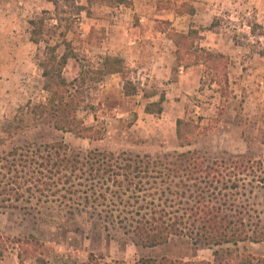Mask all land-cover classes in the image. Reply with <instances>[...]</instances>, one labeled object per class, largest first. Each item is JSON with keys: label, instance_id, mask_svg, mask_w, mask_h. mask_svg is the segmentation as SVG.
I'll return each mask as SVG.
<instances>
[{"label": "rangeland", "instance_id": "374dc122", "mask_svg": "<svg viewBox=\"0 0 264 264\" xmlns=\"http://www.w3.org/2000/svg\"><path fill=\"white\" fill-rule=\"evenodd\" d=\"M73 1L84 10L75 14L63 7L55 20L47 0H0V152L28 142L55 140L80 153L96 149L153 156L194 149L207 161L247 154L260 161L264 173V142L260 140L264 129V57L258 53L264 46V0H230L233 15L210 22L211 29L220 35L204 34L198 42L211 51L219 48L228 56V87L222 95L201 65L187 67L190 73L183 80L178 76L185 68L176 64L169 74L148 79L124 63L120 74L97 79L91 71L105 56L100 48L109 35L106 23L117 14V24L125 25L121 18L127 16L120 18L118 14H123L120 10L131 1ZM183 7L187 5L181 4ZM37 18L42 19V38L56 45V54L67 47L74 56L62 66L64 78L71 81L82 71L83 81H75L79 84L75 116L86 129L60 131L52 127L49 115L34 120L25 114L19 128L2 131L7 124L15 125L19 106L45 102L47 97L37 66L44 57V43L29 40L28 20ZM159 27L167 37L172 31L167 24ZM227 39L228 45L224 42ZM125 80L137 86L135 94H123ZM159 95L163 96L161 112L145 113L144 104ZM177 119L191 122L181 127L180 138L175 132ZM244 177L235 202L247 210L244 220L255 241L200 245L184 235H171L163 244L143 247L115 222L90 215L89 208L75 209L66 202L68 194L64 199L62 191L52 195L54 186L47 184L42 188L49 191L35 192L29 200L16 202L15 208L0 201V264H137L141 258L155 264L162 259L177 264H216L214 258H223L221 264H232L248 256L264 264V185L250 175Z\"/></svg>", "mask_w": 264, "mask_h": 264}, {"label": "trees", "instance_id": "16d2710c", "mask_svg": "<svg viewBox=\"0 0 264 264\" xmlns=\"http://www.w3.org/2000/svg\"><path fill=\"white\" fill-rule=\"evenodd\" d=\"M47 1L53 6L55 20H58V13L64 11L63 7L75 14L84 10L83 5L73 0ZM28 24L29 40L44 43V57L38 60L37 66L44 78L42 88L47 97L45 102H27L19 106L15 125L7 124L2 131L19 128L25 114L34 120L49 115L52 127L60 131L86 129L75 116L79 96V84L75 81H83L82 71L79 70L71 81L61 74L66 59L74 56L69 54L67 47L60 55L56 54V45L42 38L41 18L30 19ZM211 28L212 23L207 26L191 24L185 31L172 29L168 38L174 45L175 64L184 68L203 66L208 79L218 85L222 95L227 93L228 87V56L198 44L201 32ZM258 53L264 57V46ZM122 64L120 57L105 55L100 66L91 72L99 79L105 74L120 72ZM136 89L129 80L122 83L125 95L135 94ZM162 101V95L147 101L143 111L160 113ZM183 125H191V122L176 120L177 138L182 135ZM260 140L264 142V129L260 132ZM261 172L260 161L252 160L247 154L207 161L194 149L153 156L96 149L80 153L72 151L62 140L28 142L0 152V201L15 208L16 202L29 200L35 192L49 191L42 187L51 184L54 186L52 195L62 191L64 199L68 194L66 202H71L75 209L89 208L90 215L115 222L131 233L135 244L143 247L163 244L171 235H184L193 244L200 245L236 244L257 239L244 220L247 210L235 202L234 195L243 185L244 176L250 175L259 185H264ZM214 259L216 264H221L223 258ZM261 263L248 256L232 264ZM137 264L155 262L141 258ZM158 264L177 263L162 259Z\"/></svg>", "mask_w": 264, "mask_h": 264}, {"label": "crops", "instance_id": "0c3cea01", "mask_svg": "<svg viewBox=\"0 0 264 264\" xmlns=\"http://www.w3.org/2000/svg\"><path fill=\"white\" fill-rule=\"evenodd\" d=\"M130 1L131 4L128 7L120 10L123 14H118L120 18L124 14V17L127 16L126 20L121 18L125 25L117 24V14L110 16L113 19L109 20L106 23L108 25L105 26L106 30L109 27V35L104 39L105 46L100 50L103 55L120 57L124 64L133 65L138 72L142 71L143 76L149 77L148 79L169 74L175 65L174 45L159 25L167 24L175 31H185L191 24L207 26L212 19H218L223 15L230 17L234 12L230 0ZM184 3L187 8H181V4ZM236 3L238 4L237 1ZM201 33H203L201 35L209 34L213 37L220 35L214 29L204 30ZM228 41V39L224 41L226 45ZM109 44L111 47H108ZM216 51L224 52L219 48ZM187 69L185 68L184 72L181 71L179 80H183L190 73ZM115 74L118 75L120 72L107 75ZM165 97L167 98L166 95Z\"/></svg>", "mask_w": 264, "mask_h": 264}]
</instances>
